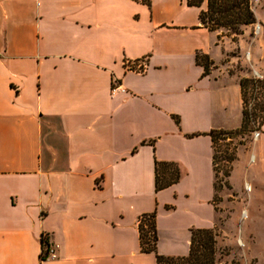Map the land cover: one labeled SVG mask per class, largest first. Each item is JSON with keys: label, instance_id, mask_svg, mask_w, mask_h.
<instances>
[{"label": "crops", "instance_id": "obj_1", "mask_svg": "<svg viewBox=\"0 0 264 264\" xmlns=\"http://www.w3.org/2000/svg\"><path fill=\"white\" fill-rule=\"evenodd\" d=\"M185 1L0 0V264H155L137 230L153 212L163 257H186L190 230L215 228L206 134L241 125L249 75L237 67L264 79V0L251 6L258 32L236 43L199 28ZM196 52L212 62L205 77ZM146 56L142 74L123 66ZM258 132L232 172L245 164L253 195L243 260L264 264ZM154 161L175 164L178 182L155 192ZM46 244L55 260H41Z\"/></svg>", "mask_w": 264, "mask_h": 264}, {"label": "trees", "instance_id": "obj_2", "mask_svg": "<svg viewBox=\"0 0 264 264\" xmlns=\"http://www.w3.org/2000/svg\"><path fill=\"white\" fill-rule=\"evenodd\" d=\"M144 3V1H142ZM185 4L189 8H195L198 12L199 28L208 32L216 33L217 40L222 37L231 38L234 43L242 35V29L255 24L250 0H186ZM148 56L134 61H125L126 70L142 74L147 66ZM195 64L202 68V76L209 75L212 62L206 55L196 52L194 55ZM242 121L238 129L232 131L212 130L206 135L212 144V164L214 177L216 165L230 164L229 170L223 167V176L228 179L231 165L236 160L237 149L233 146V141L241 138L245 134H250L253 130H258L264 124V79L241 78L239 80ZM250 90L255 91L249 96ZM248 96V97H247ZM176 124L178 120L175 119ZM252 122H257L253 125ZM253 125V126H252ZM217 142L219 150H215ZM238 145H242L238 143ZM223 148V150H221ZM231 152H228L229 150ZM228 169V168H227ZM179 180V170L173 163H161L154 161V191L159 192L167 189ZM215 192L217 191L214 182ZM137 230L139 235V247L142 254H152L155 264H214L215 262V231L211 230H190L189 252L186 257L169 258L157 254V232L155 225V213L141 215L137 220ZM43 249V239L41 240ZM41 260L42 257H41Z\"/></svg>", "mask_w": 264, "mask_h": 264}, {"label": "rangeland", "instance_id": "obj_3", "mask_svg": "<svg viewBox=\"0 0 264 264\" xmlns=\"http://www.w3.org/2000/svg\"><path fill=\"white\" fill-rule=\"evenodd\" d=\"M250 5L253 7L255 4L250 0ZM250 35V39H252L255 35L254 26ZM240 37H238L234 43H236ZM250 39H247V43H250ZM231 53V55L236 58L248 60L249 53L247 51H243L241 53L239 50L234 49ZM230 70L234 71L233 68H231ZM235 70H239L243 74H248L249 77L246 78L255 79L254 76H250V72H248L246 69L237 67ZM254 92L255 91L252 92V90H250L249 94L251 93L252 95H254ZM251 94L249 96H251ZM252 123L254 126L257 125V122ZM255 131L253 130L250 134H245L241 138L239 137L235 139L233 141V146L236 147L237 150L241 147L247 148L248 144L254 141L252 135ZM238 143H241L242 145L239 146ZM219 145H221L222 147L224 144L221 142H217V145H215V150H219ZM221 150H223V148H221ZM228 152H231V150H229ZM241 163L237 164L234 167L233 172V164L231 165L228 179L223 176V167L224 170L225 167L228 168H226V170H229L230 164L225 163L224 166L223 164L219 166V163H217L215 168V185L217 189L215 194V210L217 212V217L216 225L214 228L216 234L214 246V264H254L253 261L244 262L243 260L244 258L241 252H246L247 246H238V242H240L241 240L243 241H241L242 245L246 241L245 232L248 225V205L250 198L253 196L250 194V188L248 187L244 179H242L244 176L245 164L241 165ZM231 172L233 174L232 177L230 176ZM229 184L235 188L233 193Z\"/></svg>", "mask_w": 264, "mask_h": 264}, {"label": "built area", "instance_id": "obj_4", "mask_svg": "<svg viewBox=\"0 0 264 264\" xmlns=\"http://www.w3.org/2000/svg\"><path fill=\"white\" fill-rule=\"evenodd\" d=\"M258 1L259 0H251V2L254 3V4H257ZM258 29H259V26L258 25L254 26V33H257L258 32ZM254 78L256 80H261V77H259L257 75H255ZM115 90H118V88H117L116 85H115V88L113 89V92H115ZM258 134H259L258 131H255L253 133L252 137H253L254 140L257 139ZM238 246L239 247H242L241 242H238ZM57 250H58V246L57 245H55V244H52V245L46 244L45 247H44V254L42 256V259L43 260H55L57 258V256H56Z\"/></svg>", "mask_w": 264, "mask_h": 264}]
</instances>
